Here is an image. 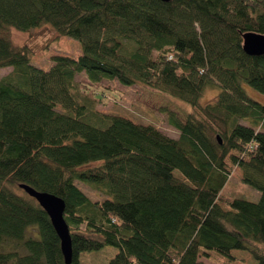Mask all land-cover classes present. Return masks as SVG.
<instances>
[{
  "label": "trees",
  "instance_id": "16d2710c",
  "mask_svg": "<svg viewBox=\"0 0 264 264\" xmlns=\"http://www.w3.org/2000/svg\"><path fill=\"white\" fill-rule=\"evenodd\" d=\"M13 28L29 38L15 45ZM247 32L264 34V0H0V264H67L20 184L65 200L71 264L106 244L111 264H230L233 250L264 264V104L244 87L264 93V54L244 51ZM64 35L80 56L30 63ZM115 80L190 104L179 137L100 109L93 86ZM238 169L258 201L229 193Z\"/></svg>",
  "mask_w": 264,
  "mask_h": 264
},
{
  "label": "rangeland",
  "instance_id": "374dc122",
  "mask_svg": "<svg viewBox=\"0 0 264 264\" xmlns=\"http://www.w3.org/2000/svg\"><path fill=\"white\" fill-rule=\"evenodd\" d=\"M29 36L30 32L20 31L16 28L10 31V38L15 45L23 44ZM44 41L45 39H41L40 43ZM82 53V41L76 37L64 35L58 41L52 43L48 49L31 55L30 63L47 70L53 64L51 60L53 55L66 54L78 57ZM11 70L12 67L0 68V76L8 74ZM244 87L250 97L264 104V93L256 90L247 83H244ZM93 88L95 90V98L103 100L98 102L100 109L130 116L138 122H152L174 138H178L180 132L172 121L185 122L187 114L192 112L190 104L171 94L148 87L142 81L132 86L122 85L117 80L103 81L93 86ZM220 90L221 88L216 83L213 82L210 84L200 100L201 105L213 102ZM93 165L95 163H89L81 168H88ZM242 173L243 171L238 169L237 173L231 178V183L228 188L229 193L237 192L239 196L245 199L258 201L261 196L260 191L244 182L241 179ZM175 176L178 179H182L178 172H175ZM77 183L92 198L104 199L108 197V195L94 190L82 182ZM14 190L20 195H27L20 187H15ZM118 251L119 247L106 244L100 249L82 251L79 255V260L82 264H111V259ZM232 254L236 256L237 260L230 264H257V261L252 255L245 250H233ZM203 260L207 264H218L212 259L204 258Z\"/></svg>",
  "mask_w": 264,
  "mask_h": 264
},
{
  "label": "water",
  "instance_id": "95a60500",
  "mask_svg": "<svg viewBox=\"0 0 264 264\" xmlns=\"http://www.w3.org/2000/svg\"><path fill=\"white\" fill-rule=\"evenodd\" d=\"M168 2L170 0H162ZM244 51L252 56L264 54V34L257 32H247L244 35ZM20 187L32 198L36 199L51 218L53 226L61 241V250L67 264L73 261L72 237L69 225L65 219L66 202L61 197L50 193L39 191L30 185L20 184Z\"/></svg>",
  "mask_w": 264,
  "mask_h": 264
}]
</instances>
